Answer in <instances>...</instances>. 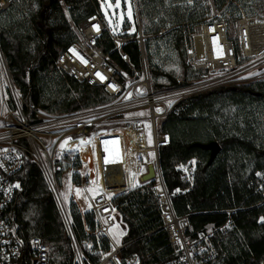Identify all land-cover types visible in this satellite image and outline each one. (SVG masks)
I'll use <instances>...</instances> for the list:
<instances>
[{"label": "trees", "instance_id": "1", "mask_svg": "<svg viewBox=\"0 0 264 264\" xmlns=\"http://www.w3.org/2000/svg\"><path fill=\"white\" fill-rule=\"evenodd\" d=\"M1 1V0H0ZM138 0L144 34L160 33L144 42L153 89L183 85L196 78L186 62L183 24H195L206 18L207 6L201 0ZM234 1L247 14H257L247 6L249 0H213L218 9L237 13ZM264 6V0H260ZM63 5H67L64 8ZM91 0H11L0 10V50L8 71L23 97L47 113L79 111L110 100L101 87L82 83L57 67L60 51L77 39L73 26L94 12ZM112 44L108 43L110 50ZM132 63L141 68L140 44L132 40L124 45ZM125 71L129 68L117 51L112 53ZM180 68L181 81L166 65ZM1 105V92H0ZM30 119L34 114L27 110ZM163 131L171 144L160 148V161L166 186L178 214H188L192 234L225 225L233 228L224 245L229 248L227 264H257L264 259V79L236 86L219 87L179 101L165 118ZM217 141L222 149L210 161L211 150L204 144ZM106 169L110 152L102 151ZM196 159L193 184L177 171L179 165ZM65 164L73 169L72 182L81 185V162L72 151L56 159V177ZM21 189L5 212L17 238L26 243L39 238L49 245L54 260L70 264L71 239L55 196L40 166L25 158L17 173ZM262 186V190L258 188ZM147 197L131 196L123 201L124 220L129 226L127 239L160 225ZM232 210L230 214L229 211ZM69 215L74 234L93 264L111 248L105 235L96 234L93 213L82 212L72 199ZM165 240L163 234L160 235ZM141 253L140 241L125 253ZM24 255L23 263L29 264ZM254 259V261H253ZM142 264H165L162 260L143 259Z\"/></svg>", "mask_w": 264, "mask_h": 264}, {"label": "built area", "instance_id": "2", "mask_svg": "<svg viewBox=\"0 0 264 264\" xmlns=\"http://www.w3.org/2000/svg\"><path fill=\"white\" fill-rule=\"evenodd\" d=\"M91 2L94 12L73 26L77 39L60 51L57 67L82 83L101 87L110 98L131 94L138 105L128 108L139 107L146 111L124 120L123 124L97 129L93 128L94 120L81 117L85 112L82 110L47 113L31 105L20 93L0 50L8 79V97L1 95L0 105V264H24L26 254L29 264H61L54 260L50 246L41 239L32 238L25 244L17 238L5 215L21 189L17 173L25 158H31L40 166L65 218L73 253L70 264H93L74 234L69 211L57 185L54 153L63 150L75 152L81 162L80 186L96 189L94 196L89 195L88 211L95 217L96 234L105 235L111 244L98 264H142L143 259L162 260L165 264H227L230 255L224 242L234 226L231 221L193 235L189 215L175 210L160 161V148L171 144L170 134L163 131L162 125L174 106L189 96L264 78V14H247L242 4L234 1L238 11L235 14L227 12L225 5L202 21L183 24L186 62L202 79L155 91L144 42L147 38L159 37L166 29L144 34L138 0ZM10 4L11 0H1L0 10H6ZM128 5H132L135 19ZM118 9L123 10L124 16H119L117 22L115 18L111 21L110 10ZM93 25H98L99 30ZM127 29H131V33L123 35ZM213 37H218L215 45ZM132 40L140 44L141 68L132 63L124 50V45ZM108 43L113 45L110 50ZM115 51L125 61L128 71L113 57ZM177 81L181 79L177 77ZM115 108L123 111L119 106ZM27 110L34 114V119H30ZM62 142L65 143L63 148ZM104 149L111 155L107 169L102 155ZM151 166L154 176L145 179ZM196 168V159H192L179 165L177 171L193 184ZM133 195L149 199L148 205L155 209L160 225L150 229L143 227L138 237L127 239L126 236L118 243L111 231L119 221L127 224L123 201ZM139 241L141 253H125ZM257 264H264V259Z\"/></svg>", "mask_w": 264, "mask_h": 264}, {"label": "rangeland", "instance_id": "3", "mask_svg": "<svg viewBox=\"0 0 264 264\" xmlns=\"http://www.w3.org/2000/svg\"><path fill=\"white\" fill-rule=\"evenodd\" d=\"M201 1H202L201 2L202 4L207 6L206 8L207 16L206 17L212 15L216 10H218V8L213 3V0H201ZM259 3H260V0H249L247 6L254 9L257 12V14H264V6L262 5L260 6ZM188 4L189 5L194 4V1L193 0H191V2L188 1ZM116 5L117 4H115V6ZM118 5H119V2H118ZM128 10L130 14L132 15L133 19H135L132 5H128ZM119 16H124V12L122 9H118L116 12H113V10L112 11L110 10L109 19L111 21L114 20L115 18L114 21L117 22L119 20ZM125 24L126 26H128L130 23L127 21ZM141 24H142L143 31L145 30V27L147 25H152L150 24V22H147L146 24H144L142 20H141ZM131 31H132L131 29L129 30L127 29L123 31L122 34L129 35ZM166 68L169 71H175V74L177 75V77L181 78L180 68H177L174 64H168L166 65ZM201 79H202L201 76L196 74V78L189 80V82L196 83L197 81H200ZM261 79H264V78H261ZM7 83H8V79H7L6 70H5V62L4 60H2L0 56V92H1V95L6 96V98L8 97ZM131 98L132 96H129V94H127L126 96H122V97L110 98V100H108L106 103L82 110L85 112L84 114L81 115V117L84 120H88V119L94 120V125H93L94 129L123 124L124 120L130 119L138 115L139 113L146 111L145 109H140L139 107L133 108V109L128 108L130 107L129 105H136V106L138 105V101L133 100ZM117 106H119V108H122L123 111L120 112L119 110H116L115 107ZM60 145L61 146L63 145V147H65L64 142H62ZM66 151L67 150L56 151L54 153L55 160ZM79 171H81V168ZM73 172H74L73 169L71 167L69 168L65 164V170L62 173L60 179L57 181V185L59 187L61 198L64 204L67 206L68 211H69L70 201L72 199H74L78 203L80 209H82L83 211H87L90 207L89 195L94 196L96 194V189L93 187H89L88 189H85L80 185H75L72 182ZM62 217L65 222V218L63 215ZM128 233H129V228L127 224L124 223L123 221H119L118 225L111 231L112 238L118 243L123 241V239L128 235Z\"/></svg>", "mask_w": 264, "mask_h": 264}, {"label": "water", "instance_id": "4", "mask_svg": "<svg viewBox=\"0 0 264 264\" xmlns=\"http://www.w3.org/2000/svg\"><path fill=\"white\" fill-rule=\"evenodd\" d=\"M202 147L205 148V149L211 150V158H210V161H212L215 158V156L222 149V146L217 141H213L211 143L204 144V145H202ZM152 176H154V167L153 166L150 167V174L146 175L144 178L145 179H149Z\"/></svg>", "mask_w": 264, "mask_h": 264}, {"label": "snow or ice", "instance_id": "5", "mask_svg": "<svg viewBox=\"0 0 264 264\" xmlns=\"http://www.w3.org/2000/svg\"><path fill=\"white\" fill-rule=\"evenodd\" d=\"M189 2H191V0H189ZM94 29H96L97 31L99 30V26L98 25H93ZM210 31H215L214 29H210ZM218 37H213V44L215 45L216 41H217ZM97 76H100L101 80L104 79L103 76L100 75V73H96ZM131 95V94H129ZM157 111H161V109H157ZM139 115H143V113H140ZM65 143H67V141H65ZM149 143H151V133H149ZM63 147V145H62ZM135 186V185H134ZM17 187H19V185H17ZM262 222H264V218H262Z\"/></svg>", "mask_w": 264, "mask_h": 264}, {"label": "crops", "instance_id": "6", "mask_svg": "<svg viewBox=\"0 0 264 264\" xmlns=\"http://www.w3.org/2000/svg\"><path fill=\"white\" fill-rule=\"evenodd\" d=\"M81 211H82V212H85V211H83L82 209H81Z\"/></svg>", "mask_w": 264, "mask_h": 264}]
</instances>
